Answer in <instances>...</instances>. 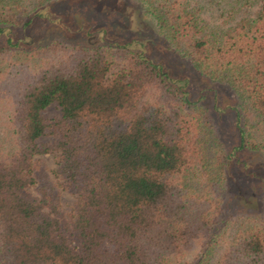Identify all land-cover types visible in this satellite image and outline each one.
Wrapping results in <instances>:
<instances>
[{"label": "trees", "instance_id": "1", "mask_svg": "<svg viewBox=\"0 0 264 264\" xmlns=\"http://www.w3.org/2000/svg\"><path fill=\"white\" fill-rule=\"evenodd\" d=\"M234 1L211 24L139 0L175 71L105 29L33 43L50 1L0 0V264H264V188L224 203L232 166L264 159V0Z\"/></svg>", "mask_w": 264, "mask_h": 264}, {"label": "rangeland", "instance_id": "2", "mask_svg": "<svg viewBox=\"0 0 264 264\" xmlns=\"http://www.w3.org/2000/svg\"><path fill=\"white\" fill-rule=\"evenodd\" d=\"M50 8L44 10V15L35 19V23L29 33L33 43H41L53 36H63L72 41L88 40L92 36L97 41L103 40L101 30L107 31L109 38H121L145 44L150 54L164 60L175 71L182 68L188 69L187 63L184 67L180 65V57L176 56L173 48H170L160 33V30L149 19L140 18L139 0H49ZM203 5L202 16L211 24L220 21L224 15L232 11L230 7L238 8L236 16H239L243 7L234 0H195ZM50 20V21H49ZM91 23L87 34V26L81 25ZM87 34V35H86ZM135 47L138 45L134 44ZM176 56V57H175ZM182 60V59H181ZM225 94L224 92L221 93ZM226 95V94H225ZM228 95V93H227ZM60 114L59 108L50 104L44 111L47 118ZM48 139L49 137H42ZM49 168L52 178L55 179L52 169L56 166L55 154L47 152L39 155ZM248 165L247 171L232 166L230 177L226 182L224 191V203L231 208L251 210L258 204V193L264 188V159ZM252 163V162H251ZM249 173V174H248ZM260 175V176H257ZM259 177V178H258ZM261 180V181H260ZM73 196L63 190L61 202L67 209L73 203Z\"/></svg>", "mask_w": 264, "mask_h": 264}]
</instances>
